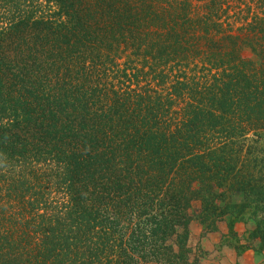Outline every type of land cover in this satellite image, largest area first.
<instances>
[{
    "label": "trees",
    "instance_id": "obj_1",
    "mask_svg": "<svg viewBox=\"0 0 264 264\" xmlns=\"http://www.w3.org/2000/svg\"><path fill=\"white\" fill-rule=\"evenodd\" d=\"M263 137L264 0H0V264L263 250Z\"/></svg>",
    "mask_w": 264,
    "mask_h": 264
},
{
    "label": "rangeland",
    "instance_id": "obj_2",
    "mask_svg": "<svg viewBox=\"0 0 264 264\" xmlns=\"http://www.w3.org/2000/svg\"><path fill=\"white\" fill-rule=\"evenodd\" d=\"M257 147L262 150L264 155V137L258 143ZM241 198L242 196L237 194L233 199L237 203H239L241 201ZM193 205L194 208L190 213L195 216L198 203L195 202ZM248 215L249 214L247 213L244 216V220L248 217ZM221 224L225 225L226 223H218V227H221ZM252 227L253 223L250 221H247L245 223L244 221L237 222L234 226V230H232L231 232L232 234H230L231 236L228 235V237L225 238V244H223L225 246H220L219 244L222 242V240L218 244V240L216 241L212 237V234H214L215 232L208 231V229H206L204 225L200 224L197 220H192L188 227V246L193 250L191 253L192 256L194 254H199L198 252H195V249L197 247L204 250V257L202 258V260L200 259L199 264H239L240 257L244 252L251 250L257 253H262L264 251V249H249L243 251L241 248L236 246L246 242L250 243V245H254V240L248 238V233L250 229H252ZM223 229L225 234H228V228L223 227ZM229 243L231 245H229ZM255 244L256 246L258 245L257 243Z\"/></svg>",
    "mask_w": 264,
    "mask_h": 264
},
{
    "label": "crops",
    "instance_id": "obj_3",
    "mask_svg": "<svg viewBox=\"0 0 264 264\" xmlns=\"http://www.w3.org/2000/svg\"><path fill=\"white\" fill-rule=\"evenodd\" d=\"M223 227H226V226L222 225L221 227H219V230L217 232L212 234L213 239L216 241L218 240V244L221 241V239H223L222 234H225ZM223 244L225 243L221 242L219 245L225 246ZM246 250H249V249H246ZM239 264H264V251L262 253H257L251 250L244 252L242 256L240 257Z\"/></svg>",
    "mask_w": 264,
    "mask_h": 264
}]
</instances>
